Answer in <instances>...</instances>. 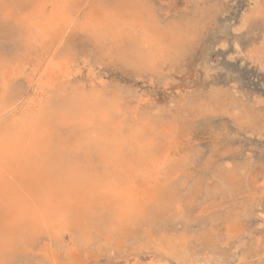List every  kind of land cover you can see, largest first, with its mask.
Returning <instances> with one entry per match:
<instances>
[{"label":"rangeland","instance_id":"obj_1","mask_svg":"<svg viewBox=\"0 0 264 264\" xmlns=\"http://www.w3.org/2000/svg\"><path fill=\"white\" fill-rule=\"evenodd\" d=\"M95 1L110 11L123 9L124 16L143 13L167 46L151 66L110 51L108 43H95L87 31L76 32L75 74L64 98L95 85L122 107L116 118L126 122L125 135L147 124L192 132L197 140L192 148H180L166 196L156 202L162 208L157 220L135 218L123 232L112 228L115 203L110 211L94 208L99 212L89 220L80 211L83 231L31 236L12 264H69L73 247L82 252L84 264H264V217L258 213L264 212V0ZM87 2L80 23L89 7L100 8ZM1 9L0 62L21 56L25 47ZM25 77L12 88L27 101L35 89ZM57 100L52 105L57 110L69 104ZM165 141L158 140V153L166 150ZM169 238L181 241L177 252L158 245Z\"/></svg>","mask_w":264,"mask_h":264},{"label":"bare ground","instance_id":"obj_2","mask_svg":"<svg viewBox=\"0 0 264 264\" xmlns=\"http://www.w3.org/2000/svg\"><path fill=\"white\" fill-rule=\"evenodd\" d=\"M87 1L0 0L3 17L13 21L25 45L21 56L0 62V264H12L17 253L28 249L31 236L62 237L68 229L83 231L80 211L89 220L99 212L94 208L109 210L116 204L112 228L123 232L135 218L157 220L162 208L156 202L166 196L168 172L177 165L180 148L195 145L192 132L147 124L125 135L126 122L116 118L123 114L122 107L107 100L95 85L89 92L64 98L75 74L77 53L72 40L78 32L87 31L95 43H108L110 51L136 56L151 66L167 46L143 13L133 15L132 11L124 16L123 9L107 10L101 1L94 0L100 8L89 7L80 23ZM135 10L139 12V7ZM22 76L35 89L27 101L12 88ZM59 97L69 104L57 110L52 105ZM19 108L23 112L18 115ZM66 131L71 133L66 135ZM163 139L166 150L158 153L155 148ZM258 213L264 217V212ZM168 240L158 245H166L170 252L182 247L178 238ZM81 253L73 247L69 262L84 264Z\"/></svg>","mask_w":264,"mask_h":264}]
</instances>
